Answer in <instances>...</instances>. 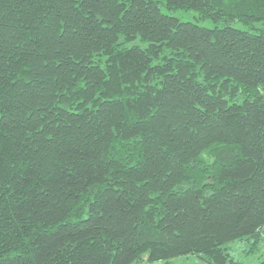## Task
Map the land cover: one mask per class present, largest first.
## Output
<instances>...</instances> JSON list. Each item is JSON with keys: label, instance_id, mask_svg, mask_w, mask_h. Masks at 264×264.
<instances>
[{"label": "trees", "instance_id": "obj_1", "mask_svg": "<svg viewBox=\"0 0 264 264\" xmlns=\"http://www.w3.org/2000/svg\"><path fill=\"white\" fill-rule=\"evenodd\" d=\"M263 235L264 0H0V264H242Z\"/></svg>", "mask_w": 264, "mask_h": 264}, {"label": "rangeland", "instance_id": "obj_2", "mask_svg": "<svg viewBox=\"0 0 264 264\" xmlns=\"http://www.w3.org/2000/svg\"><path fill=\"white\" fill-rule=\"evenodd\" d=\"M161 8L165 13H170L176 17H178L182 21H192L199 23L201 25H205L208 27H213L216 24L224 25L225 22L215 23L211 18L202 19L199 17V14L194 9H184V8H177L169 10L167 6L161 4ZM236 25H239L235 23ZM252 237L249 239H240L230 242L229 244V251L231 252L232 256L236 260H240L242 264H258L259 261L264 258V235L263 241L259 244L258 248L251 250V241ZM139 264H209L202 260L200 257L190 254L188 256H181L171 261H160L156 263H147L145 260L140 262Z\"/></svg>", "mask_w": 264, "mask_h": 264}]
</instances>
